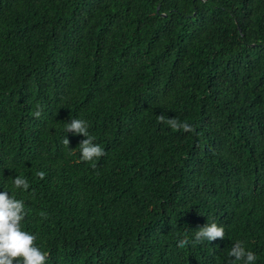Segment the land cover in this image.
<instances>
[{
	"label": "trees",
	"instance_id": "1",
	"mask_svg": "<svg viewBox=\"0 0 264 264\" xmlns=\"http://www.w3.org/2000/svg\"><path fill=\"white\" fill-rule=\"evenodd\" d=\"M3 191L47 264H264V0H0Z\"/></svg>",
	"mask_w": 264,
	"mask_h": 264
},
{
	"label": "clouds",
	"instance_id": "2",
	"mask_svg": "<svg viewBox=\"0 0 264 264\" xmlns=\"http://www.w3.org/2000/svg\"><path fill=\"white\" fill-rule=\"evenodd\" d=\"M34 115L39 118L41 111L37 110ZM158 120L168 124L175 131H195L192 125L176 118L166 119L164 115H159ZM65 131L86 137L79 145L83 161L91 162L106 155L105 150L99 144L94 143L95 138L89 134L86 121L72 119L67 123ZM69 143V139L65 137L63 144L68 147ZM37 175L40 179L45 177L43 171H39ZM13 183L16 189L28 191L30 188L28 180L20 175L14 179ZM27 214L28 211L25 209L23 200L17 199L14 194L9 195L8 191L0 192V264H47V256L36 245V235L22 228V222ZM41 216L46 218L43 212ZM225 236V228L213 222L199 228L195 234L194 242H212L223 239ZM188 243L187 239L180 240L178 247L183 248ZM228 255L234 258L233 264L236 261H243V264H255L257 259L256 255L252 251L246 250L242 242L239 241L232 246Z\"/></svg>",
	"mask_w": 264,
	"mask_h": 264
}]
</instances>
